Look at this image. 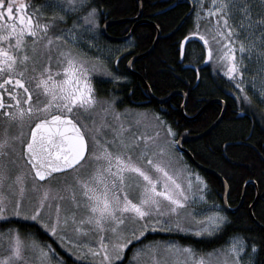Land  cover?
<instances>
[{
	"label": "snow or ice",
	"instance_id": "1",
	"mask_svg": "<svg viewBox=\"0 0 264 264\" xmlns=\"http://www.w3.org/2000/svg\"><path fill=\"white\" fill-rule=\"evenodd\" d=\"M147 3L136 0L137 16ZM186 5L191 26L174 64L152 56L166 23L162 13L148 14L155 20L147 36L157 38L143 54L140 76L145 91L167 83L162 75L172 80L167 87L183 82V103L141 111L131 101L139 84L129 69L135 73L142 57L120 67L141 46L136 28L124 30L134 42L123 47L102 41L113 0H0V264H68L19 220L49 233L73 264H264V0ZM197 39L204 64L226 63L233 105L250 112L251 122L223 124L225 104L195 137L203 145L190 152L182 146L190 130L173 112H184L201 87L199 67L190 78L181 75L186 45ZM238 144L254 155L242 173L234 166L215 174L217 204L216 180L196 171L194 160L207 163L217 153L226 160ZM237 175L244 198L230 211ZM249 188L261 191L249 197ZM158 230L216 243L147 239Z\"/></svg>",
	"mask_w": 264,
	"mask_h": 264
},
{
	"label": "trees",
	"instance_id": "2",
	"mask_svg": "<svg viewBox=\"0 0 264 264\" xmlns=\"http://www.w3.org/2000/svg\"><path fill=\"white\" fill-rule=\"evenodd\" d=\"M113 3L114 5H116V8L112 12V14L107 17V21L129 18L133 15L135 16L138 11L136 0H113ZM172 5L176 6L172 7ZM187 11L188 9L186 3L180 0H148V3L144 8L145 14L141 16V18L152 22L153 20H155V15L149 16V13H162V15H160V19L164 20L166 23L164 31L159 35V43L156 45L152 56L159 57L160 59L165 60L167 61V63L170 64L175 63V61L178 59L177 45L181 40L182 36L186 34L187 29L191 26V17L187 16L185 19L181 20L185 16ZM180 21L181 23L179 27L174 30ZM149 25L150 23H140L135 26L136 36L141 38L139 41L141 46L136 48L135 52H133L131 56L146 51L152 44L155 38V33H153L150 38L147 36V33H149L150 31ZM130 27L131 25L128 21L123 23H115L108 25L107 29H105V32L107 31L109 36L119 37L127 34V32H125L124 30L130 29ZM193 41L196 42L199 48L202 50L201 42L197 40ZM186 50L187 57L184 60V64L182 65V67H184L186 71L181 73V75L190 78L192 75V68L194 66H197L200 68L202 83L201 87L193 93L195 99L189 101L188 108L184 111L185 114L187 116H192L208 100L212 98H220L224 101V106L225 104L227 105V111L223 113V124H231L237 128L246 127L250 125L251 121L249 117L251 116V113L249 112L248 116H245L244 110L240 108L239 104H236L235 106L233 105L232 94L234 92V89L232 87L231 82L225 81L218 74L213 73L210 70L211 67L209 65H201V59H199V57H194L193 51H191L189 48H186ZM131 56L125 57V59L121 62V69L126 66L125 63ZM147 59L148 57H142V59L136 60L135 68L140 75H143V68L141 67V65L146 63ZM159 66L162 67L163 65ZM131 74L134 82L139 84V88L137 89L136 95L131 97L133 105L140 106L142 109L151 110L161 106L168 107V105L176 107L182 103L183 98L181 95L178 94L172 96L166 102L157 103L156 101L149 98L148 91L144 90V84L141 82V80L135 74ZM161 79L166 81L167 83H172L170 77L162 75ZM167 83L158 84L150 91L156 97H165L173 90L187 91V89L183 86V82H176L174 87H167ZM257 104H259L258 101ZM259 106L264 108L263 105ZM217 109H221L220 104L212 103L206 108H204L201 114L195 120H187L182 116L181 112L177 108V111L173 112V117L175 119H178L181 125L187 127L190 130V135H194L204 131L202 125L205 121L211 122V120H214L216 116L219 115ZM203 143V139H194L185 141L183 146L189 149L190 152H192L194 149H198L201 145H203ZM253 155L254 153L252 150H250L244 145L238 144L230 150V152L228 153V158L226 160L222 161L220 159L219 153L216 154V157L209 159L207 163L200 160L198 157L195 158V160L198 163L213 169L217 173L221 172V167H224L227 170L231 171L235 166V170L239 174L245 170L244 165L253 157ZM229 160L230 163L228 162ZM218 164L220 165V167L217 166ZM198 171L204 177L211 180H216L215 175H213L212 173L204 172L202 170ZM232 187V198L229 203L230 206L233 208L238 204L242 191V185L239 182V175H237V177L234 179ZM211 188L213 189L212 198H215L220 203L219 199L216 197V192L221 191L218 180H216V182L211 185ZM257 190L258 192L261 191L258 188ZM254 195V188H249L248 196L254 197ZM250 202L251 201L248 200V203ZM259 203L264 204V198H262ZM245 211L246 206L239 207V211L232 212V214L240 215ZM16 222L17 221H14V223ZM18 222L23 229L27 230L30 233H36L39 239L52 242L53 246L56 248V251L63 258L68 260V264H73V260L68 255H65L55 243V241L45 231H42V229H40L38 225L29 222ZM164 237L172 238L181 245H191L192 247L197 248H211L216 243V241H213L208 237L201 238L177 233L164 234L157 232H150L147 234V239L152 241H156L159 240V238Z\"/></svg>",
	"mask_w": 264,
	"mask_h": 264
},
{
	"label": "water",
	"instance_id": "3",
	"mask_svg": "<svg viewBox=\"0 0 264 264\" xmlns=\"http://www.w3.org/2000/svg\"><path fill=\"white\" fill-rule=\"evenodd\" d=\"M186 17H187V16L185 15L181 20L185 19ZM127 21H133V24H132V26H131L130 29H132L133 27H135L136 25H138V24H140V23H151V21H148V20H145V19H141V16H137V15H135L134 17H131V18H124V19H119V20L108 21V22H109L108 25H110V24H115V23H123V22H127ZM180 23H181V21L177 24V26L175 27L174 30H176V29L179 27ZM105 34H106V32H105ZM159 35H160V34H159ZM107 36H108V35H107ZM127 36H128V33L125 34V35H123V36H119V37H113V36H112V37L109 36V37H110L111 39H114V40H116V41H117V40L119 41V40H125ZM156 38H157V37H156V34H155V38H154V40H155ZM150 47H151V45H150ZM150 47H149V48H150ZM149 48H148V49H149ZM144 52H145V51H144ZM144 52L131 56L127 61L132 60V59H133L134 57H136V56L144 57V56H143ZM126 64H127V62H126ZM129 72L132 73V70L129 69ZM133 74H135V75L140 79V76H141V75H140L137 71H136L135 73H133ZM180 92H181V90H173L172 92H170V93H169L168 95H166L165 97H156L155 95L152 94L151 91H148V95H149V98H150V99L156 101L157 103H163V102L168 101L172 96H174V95H176V94H180ZM170 94H171V95H170ZM183 98H184V97H183ZM182 103H183V102H182ZM212 103H218V104H220V105H221V111H223V107H224V102H223V100L220 99V98H212V99L208 100L206 103H204V104L198 109V111H197L194 115H192V116H187L184 112H181V114H182V116H183L185 119H187V120H195V119L201 114V112L203 111V109L206 108L208 105H210V104H212ZM219 114H220V113H219ZM202 132H203V131H202ZM202 132L197 133V134H194V135H189L188 137L185 138V141L194 140L195 137H197L198 135H200ZM182 146H183V145H182ZM183 147H184V146H183ZM184 148H185V147H184ZM190 159H191V157H190ZM194 167L197 168L198 170H202V171H204V172L212 173L213 175H215V174L217 173V172L214 171L213 169L208 168V167H206V166H204V165L198 163L196 160H194ZM257 193H259V192H258L257 188H255V196L257 195ZM242 198H243V189H242V191H241V195H240V199H239L238 204H237L235 207H233V208L230 207V211H231V209H236V208L240 205V202H241V199H242Z\"/></svg>",
	"mask_w": 264,
	"mask_h": 264
},
{
	"label": "rangeland",
	"instance_id": "4",
	"mask_svg": "<svg viewBox=\"0 0 264 264\" xmlns=\"http://www.w3.org/2000/svg\"><path fill=\"white\" fill-rule=\"evenodd\" d=\"M102 41H105L104 39H103V37H102ZM133 41H129V40H117V41H115V42H107V44H109V45H111L113 48L114 47H123L125 44H128V43H132ZM186 48H189L191 51H193V53H194V57H199V59H201V65L203 64V65H206V64H204L203 63V60H202V52H203V50H201L200 48H199V46L197 45V43L196 42H194V41H191L190 43H188L187 45H186ZM237 56H238V58H239V53H237ZM207 65H209L211 68H210V70L213 72V73H216V74H218L223 80H225V81H229L228 80V78L226 77V76H224V75H222V70H226V63H221L219 60H217V59H213L209 64H207ZM264 106V105H263ZM143 110H145V109H142L141 108V111H143ZM148 110H150V109H148ZM142 121H143V123L144 124H150L151 123V113L149 112V113H147L146 115H144L143 117H142ZM195 168V167H194ZM195 170L196 171H198V169L197 168H195ZM199 172V171H198ZM200 173V172H199ZM201 174V173H200ZM202 175V174H201ZM203 176V175H202ZM194 183H195V181H194ZM209 202H211V201H209ZM216 202H217V204H219V202L216 200ZM19 221H21V222H29V223H34V222H31V221H23V220H19ZM43 231V230H42ZM157 233H164V234H170V233H168V232H164V231H156ZM47 233V232H46ZM49 236H50V234L49 233H47ZM177 234H183V235H191V236H194V235H192V234H190V233H177ZM51 237V236H50ZM194 237H196V236H194ZM52 238V237H51ZM54 241H55V239L54 238H52ZM166 240H173L172 238H166V237H164V238H159V240H156V241H166ZM175 242L177 243V244H179L176 240H175ZM56 243V242H55ZM57 244V243H56ZM58 245V244H57ZM58 247L61 249V251L65 254V255H68L72 260H74V258H73V256L72 255H70L68 252H66L62 247H60L59 245H58ZM129 255H131V252H129ZM125 264H127V261H125Z\"/></svg>",
	"mask_w": 264,
	"mask_h": 264
},
{
	"label": "flooded vegetation",
	"instance_id": "5",
	"mask_svg": "<svg viewBox=\"0 0 264 264\" xmlns=\"http://www.w3.org/2000/svg\"><path fill=\"white\" fill-rule=\"evenodd\" d=\"M180 1H183V2H185L186 3V0H180ZM16 2L17 3H24V2H26V0H16ZM28 2H30V0H28ZM139 10V9H138ZM131 17H134V15L133 16H131ZM131 17H129V18H131ZM129 23H130V25L132 26V24H133V21H128ZM131 28V27H130ZM107 29V28H106ZM108 35V33H107V31H106V34H105V36L103 37V39L106 41V42H113V41H116V40H114V39H111L110 37H109V35ZM112 37V36H111ZM127 40V39H126ZM197 41H198V39H197ZM127 62V61H126ZM125 65H126V63H125ZM182 91V90H181ZM178 95H180V94H178ZM183 98V97H182ZM183 100H184V98H183ZM183 100H182V102H183ZM224 102V101H223ZM182 104V103H181ZM221 106V105H220ZM185 113V112H184ZM254 193H255V188H254ZM255 196V195H254Z\"/></svg>",
	"mask_w": 264,
	"mask_h": 264
},
{
	"label": "bare ground",
	"instance_id": "6",
	"mask_svg": "<svg viewBox=\"0 0 264 264\" xmlns=\"http://www.w3.org/2000/svg\"><path fill=\"white\" fill-rule=\"evenodd\" d=\"M142 19V18H141ZM199 41V40H198ZM207 167V166H206Z\"/></svg>",
	"mask_w": 264,
	"mask_h": 264
}]
</instances>
